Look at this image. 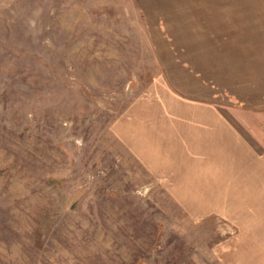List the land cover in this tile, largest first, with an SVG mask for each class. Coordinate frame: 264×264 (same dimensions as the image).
I'll return each instance as SVG.
<instances>
[{"label": "rangeland", "instance_id": "374dc122", "mask_svg": "<svg viewBox=\"0 0 264 264\" xmlns=\"http://www.w3.org/2000/svg\"><path fill=\"white\" fill-rule=\"evenodd\" d=\"M263 105L264 0H0V264H264Z\"/></svg>", "mask_w": 264, "mask_h": 264}, {"label": "crops", "instance_id": "0c3cea01", "mask_svg": "<svg viewBox=\"0 0 264 264\" xmlns=\"http://www.w3.org/2000/svg\"><path fill=\"white\" fill-rule=\"evenodd\" d=\"M264 106V105H263ZM256 107H262V105H256V106H251V107H244V108H247V109H253V110H256V109H258V108H256ZM242 109V110H247V109ZM237 109H241V108H237Z\"/></svg>", "mask_w": 264, "mask_h": 264}]
</instances>
